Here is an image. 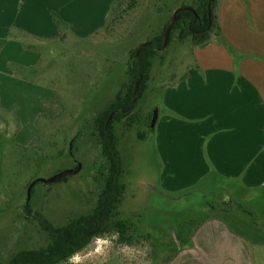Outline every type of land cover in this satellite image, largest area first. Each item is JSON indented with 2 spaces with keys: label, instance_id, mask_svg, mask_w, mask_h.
<instances>
[{
  "label": "rangeland",
  "instance_id": "obj_1",
  "mask_svg": "<svg viewBox=\"0 0 264 264\" xmlns=\"http://www.w3.org/2000/svg\"><path fill=\"white\" fill-rule=\"evenodd\" d=\"M129 3L127 0L111 12L107 26L88 36L60 35L53 56L45 54L40 65L42 75L38 76V85L53 92V103H47L46 96L40 104L27 101L22 107L27 121L22 122L26 126L21 134L20 121L13 119L19 107L10 111L0 108V264H7L22 249L45 243L46 233L34 216L37 212L51 223L61 224L91 209L99 191L94 176L105 161L92 134L95 117L120 92L132 50L160 33L183 4L195 5L198 0ZM178 36L175 30L167 48L159 50L154 59L153 79L135 110L141 121L129 126L127 118L116 122L124 169L120 182L126 186L119 212L135 223L137 231L131 242L120 241L114 233L100 236L116 237L105 264H165L210 214L222 215L233 229L252 241L254 251L264 249V192L252 190L240 198L232 191L230 198L226 191L227 198L221 189L184 194L165 192L162 187L163 160L156 126L149 125L151 113H163L166 87L196 64L192 41H181ZM14 73L23 81L35 82ZM78 163L81 169L67 181H39L28 200L31 182L51 178ZM29 202L33 214L25 208ZM228 204L255 211L252 215L232 214L224 207ZM124 245L129 246L127 251L135 255L134 260L121 253ZM95 246L96 238L84 251ZM99 259L93 257L88 264H99Z\"/></svg>",
  "mask_w": 264,
  "mask_h": 264
},
{
  "label": "crops",
  "instance_id": "obj_2",
  "mask_svg": "<svg viewBox=\"0 0 264 264\" xmlns=\"http://www.w3.org/2000/svg\"><path fill=\"white\" fill-rule=\"evenodd\" d=\"M115 2L0 0V108L19 107L13 117L22 127L18 134L26 126L27 101L40 104L46 96L53 103V92L38 85L45 54L53 56L64 32L83 38L100 29ZM54 13L67 28L60 29ZM217 17L225 42L216 37L196 46L194 67L165 89L155 124L161 184L165 192L221 189L224 197L233 191L242 198L264 192V0H219ZM18 69L35 82L17 77ZM224 207L238 215L255 211ZM221 216L208 215L165 264H264V249L254 251Z\"/></svg>",
  "mask_w": 264,
  "mask_h": 264
},
{
  "label": "trees",
  "instance_id": "obj_3",
  "mask_svg": "<svg viewBox=\"0 0 264 264\" xmlns=\"http://www.w3.org/2000/svg\"><path fill=\"white\" fill-rule=\"evenodd\" d=\"M126 1L116 0L111 12ZM129 2L132 6L136 0H129ZM218 2L219 0H198L195 5L183 4L182 8L189 6L193 9L181 10V18L173 26L169 43L174 37L175 30L179 32L178 39L181 41L190 39L194 47H205L212 39H217L213 35L220 38V25L217 17ZM53 17L60 29L67 28V24L58 14L54 13ZM210 20L211 26L208 27ZM168 23L138 53V46L132 50L130 60L127 62L126 79L120 92L108 108L98 114L93 121L92 134L96 137L105 159L97 175L94 176L99 185L94 205L88 212L65 220L61 224L51 223L43 213L35 212L34 216L38 217L46 233L45 243L37 248H25L18 251L7 264H65L74 252L84 250L96 237L107 233L116 234L120 241L131 242L133 232L137 231V227L131 219L121 217L119 212L126 186L120 182L124 169L116 122L124 118L128 119L127 125H131L133 121H141L140 115L138 112L136 114L135 110L153 79L151 75L154 59L164 44ZM220 39L225 42L222 38ZM228 47L232 52L234 51L230 45ZM152 119L153 113H151L149 125ZM68 178L67 176L57 181H67ZM38 182L32 186L31 194ZM25 208L28 214H33L30 202ZM149 237L150 234H146V238ZM171 257L172 255L166 259L165 263Z\"/></svg>",
  "mask_w": 264,
  "mask_h": 264
},
{
  "label": "clouds",
  "instance_id": "obj_4",
  "mask_svg": "<svg viewBox=\"0 0 264 264\" xmlns=\"http://www.w3.org/2000/svg\"><path fill=\"white\" fill-rule=\"evenodd\" d=\"M116 237L114 236L112 239H108L105 237H96V246L89 251L79 250L74 252L70 257H68L69 264H88V262L93 257L100 258L99 264H105V261L108 258V249L111 248L113 244V240ZM87 247V246H86ZM128 245H124L120 251L121 253L129 259V261L134 260L135 255H129L127 249ZM138 253L146 255V252H141V250H136Z\"/></svg>",
  "mask_w": 264,
  "mask_h": 264
},
{
  "label": "water",
  "instance_id": "obj_5",
  "mask_svg": "<svg viewBox=\"0 0 264 264\" xmlns=\"http://www.w3.org/2000/svg\"><path fill=\"white\" fill-rule=\"evenodd\" d=\"M182 9H188V10H192L193 8L192 7H184V8H179L175 11L174 13V16L172 17V19L169 21V23L167 24V27H166V30H165V36H164V44L162 46V50L166 49L168 44H169V41H170V35H171V31L173 29V26L174 24L176 23V21H178L181 17V14H180V11ZM211 26V20L209 22V26ZM150 42L149 41H146L144 43H142L139 48L137 49V53L146 45H148ZM157 119H158V110H156L154 112V116H153V119H152V122H151V125L154 127L156 122H157ZM72 145V144H71ZM72 148V147H71ZM82 167V164L81 163H78L75 167L73 168H70V169H67V170H63V171H60L59 173L55 174L53 177L51 178H48V179H36L34 180L33 182H31V184L29 185V188H28V200L30 198V195H31V188L32 186L37 182V181H44L46 183H52V182H55L57 180H60L64 177H67V176H71V175H75L79 172V170L81 169Z\"/></svg>",
  "mask_w": 264,
  "mask_h": 264
},
{
  "label": "flooded vegetation",
  "instance_id": "obj_6",
  "mask_svg": "<svg viewBox=\"0 0 264 264\" xmlns=\"http://www.w3.org/2000/svg\"><path fill=\"white\" fill-rule=\"evenodd\" d=\"M180 14H181V11H180ZM181 18V17H180Z\"/></svg>",
  "mask_w": 264,
  "mask_h": 264
}]
</instances>
